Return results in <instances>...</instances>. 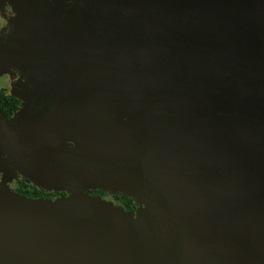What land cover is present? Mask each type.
I'll return each mask as SVG.
<instances>
[{
    "label": "water",
    "instance_id": "1",
    "mask_svg": "<svg viewBox=\"0 0 264 264\" xmlns=\"http://www.w3.org/2000/svg\"><path fill=\"white\" fill-rule=\"evenodd\" d=\"M175 1L69 0L70 14L41 13L1 49L0 65L25 83L15 86L22 99L35 102L40 92L48 104L9 127L0 114L13 166L35 187L70 198L0 190V264H264L260 101L235 109V96L207 107L210 86L264 72V54H253L264 53V0H206L222 6L207 21L225 37L217 51L156 44L144 53V14L161 13L160 23ZM77 3L92 9L91 26L77 22ZM104 22L107 31L97 26ZM184 94L201 108L188 107ZM17 136L31 146L29 158ZM88 190L141 207L113 217ZM230 203L234 213L221 215Z\"/></svg>",
    "mask_w": 264,
    "mask_h": 264
},
{
    "label": "flooded vegetation",
    "instance_id": "2",
    "mask_svg": "<svg viewBox=\"0 0 264 264\" xmlns=\"http://www.w3.org/2000/svg\"><path fill=\"white\" fill-rule=\"evenodd\" d=\"M191 3L192 1L190 0H177V2L175 1L171 6L170 11L168 10L166 18L161 19L160 23H156L155 20H160L161 13L153 12L154 14L152 15V13L150 12L144 14L146 15V17L144 18V22H141L143 27L142 40H145L146 43L144 44L140 43V44L141 45L143 44L142 46L143 48L151 47V49L149 50L145 49L144 53L153 54L151 51L154 52L157 49L156 44H159L161 46L160 47L161 49L166 48L168 50L170 49L186 50L191 47L197 49L215 48L214 49L215 51L219 50V45H222L225 37L223 34L218 35L215 27L216 23L208 24L207 21L211 18L217 17L216 15L217 11L221 12L220 9L222 6L217 4L213 5L211 4V2L208 5H206L207 4L206 0H196V3H194V6L196 8L195 7L190 8L189 4ZM198 4L199 6H197ZM90 10L92 11L89 5H87V11L89 12ZM89 14H92V12H90ZM99 25L100 26L104 25V31H107L109 28L108 23L105 22L103 24L99 23L97 26ZM225 25H229V24H225ZM89 26H91L89 20L87 23H83V27L87 28ZM85 28H80V30H78L79 28H77L76 33L79 35L80 34L88 35L89 33H87L86 31L85 33H82L84 32ZM221 29L222 28L219 27V30ZM91 35L93 34L91 33ZM43 50H45L44 47ZM161 55L162 57H165V54H161ZM169 55L174 56V52H169ZM42 57L45 58L44 55H42ZM101 85H104V83H102ZM105 85H109V84H105ZM239 87L244 89L241 93H239ZM12 89H15V86H13L11 90ZM207 90L213 91L215 95L214 96L211 93L210 98H208L210 104H212L207 106L209 108L218 109L220 106L219 102H222V100L227 101L232 97L240 96V98L237 99L239 102H237V104L235 105L234 107L235 109L237 108L241 109L243 107H246L247 105H250L252 103L255 104L260 101L259 104L257 105L262 108L264 114V72H256V74L248 75V76L243 75L241 77L234 79L226 87L224 86L221 89H216L210 86V88H207ZM249 90H252V92L249 93L248 92ZM9 91H7L4 88H0V114L7 127L24 120L22 117H24L25 115L22 114L24 104L18 99V97H16V95H12L11 92ZM99 91L100 92H97V94L100 93L105 94L102 90ZM18 95L20 98L24 97V95L20 92H18ZM33 95L35 98V102H28V104H30L29 107L32 108L29 109V113L36 114L39 112V110L44 109L42 107L43 105H48V104L43 102V98H42L43 96L40 92H36ZM184 96H185L184 101L188 105V107L191 108L193 107L194 109L201 108L200 101L196 99L195 96L192 95L191 97L190 95L187 94H184ZM120 98L122 99V90L120 91ZM110 99L111 98L108 97L106 102L110 101ZM2 129L3 128L0 125V164H1L0 184L6 185L8 191L23 197H25L24 194L40 195V197L38 198H29V199H47V198H43L46 195L50 196L49 199L62 196L63 193L48 192L35 187L27 180V178H25L22 174H20V172L16 170L14 166H12V164L6 158L7 156H9L10 159L12 160L11 154L9 152L8 144L6 142V138L4 136V132ZM92 197H96V196H92ZM130 208L132 209L131 214H133V212L135 211V203L133 201L130 205Z\"/></svg>",
    "mask_w": 264,
    "mask_h": 264
},
{
    "label": "rangeland",
    "instance_id": "3",
    "mask_svg": "<svg viewBox=\"0 0 264 264\" xmlns=\"http://www.w3.org/2000/svg\"><path fill=\"white\" fill-rule=\"evenodd\" d=\"M102 2V0H100ZM69 0H0V51L6 45V43H12L14 41H21L22 39V31L24 30L25 26L27 25V21L30 19L37 17L38 15L42 14H48V15H60L61 13H69ZM99 5H101L100 2H98ZM67 9V10H66ZM77 12V18L78 21H83L84 23H87V18L90 17L92 22H96L92 19L91 15L87 11L86 4L79 5L77 3L74 4V8ZM71 13V12H70ZM69 13V14H70ZM72 16V15H71ZM73 17V22H75V17ZM69 18V17H68ZM258 42V41H257ZM16 43V42H15ZM250 45H253L254 42L250 41ZM20 45V44H19ZM18 45V46H19ZM261 47V46H260ZM255 55L258 57H262L263 48H255L253 50ZM23 79L17 74L15 70H12V67L9 68L7 64L0 65V88H4L7 91L11 90L13 86H17L18 88L22 87L25 83H22ZM25 90L31 91L30 89V83H28L25 87ZM14 90V91H12ZM11 94L16 95L18 99L24 104L22 114L28 112L29 104L27 101H24L22 98L19 97L17 93V89H12ZM18 144L21 147L24 155H26L28 158L30 156V153L28 150L31 149V146L29 143H27L23 137L17 136ZM2 145V143H1ZM38 156L41 158V154L38 152ZM9 162L13 166V162L10 159L9 156L6 157ZM42 159V158H41ZM32 162H34L35 166L40 169V171L44 172V163L40 161L39 158L36 156L32 157L30 159ZM120 173V172H119ZM120 175V174H118ZM132 178V177H131ZM7 184V181H6ZM0 190H7V186L4 184H0ZM86 193V192H85ZM87 196H89L86 193ZM113 194L110 193H104V195L100 198H97V203L102 206L103 208L111 209L109 210L111 214H113V217H120L122 216L117 211L119 208L121 210L123 209L121 206H119L117 203H115L112 199ZM91 197V196H89ZM70 196L63 193L62 196L54 197L51 200H66L69 199ZM139 207H141L138 203L135 202V211H139ZM236 207L238 205H234L233 203H230L227 207L223 208L224 211L221 215H227L234 213ZM124 210V209H123ZM219 214V216H221Z\"/></svg>",
    "mask_w": 264,
    "mask_h": 264
},
{
    "label": "trees",
    "instance_id": "4",
    "mask_svg": "<svg viewBox=\"0 0 264 264\" xmlns=\"http://www.w3.org/2000/svg\"><path fill=\"white\" fill-rule=\"evenodd\" d=\"M88 195L90 196H96V197H101L102 195H104V192L98 191V190H93V191H87ZM25 197L27 198H38L40 197L39 194H24ZM43 198H47L49 199L50 196L46 195ZM112 199L115 203H117L118 205H120L125 211L132 213V209L130 208V205L132 203V200L128 197H125L121 194H116L112 196Z\"/></svg>",
    "mask_w": 264,
    "mask_h": 264
},
{
    "label": "bare ground",
    "instance_id": "5",
    "mask_svg": "<svg viewBox=\"0 0 264 264\" xmlns=\"http://www.w3.org/2000/svg\"><path fill=\"white\" fill-rule=\"evenodd\" d=\"M87 134H89V131H87ZM91 136L89 135L88 138H90ZM14 198V197H13ZM15 201L17 200V198L14 199Z\"/></svg>",
    "mask_w": 264,
    "mask_h": 264
}]
</instances>
